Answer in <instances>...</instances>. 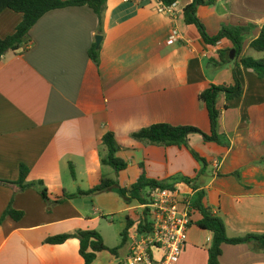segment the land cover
I'll list each match as a JSON object with an SVG mask.
<instances>
[{
  "label": "crops",
  "instance_id": "0c3cea01",
  "mask_svg": "<svg viewBox=\"0 0 264 264\" xmlns=\"http://www.w3.org/2000/svg\"><path fill=\"white\" fill-rule=\"evenodd\" d=\"M188 1L175 0L171 13H165L156 10L158 0H105L97 64L87 55L96 34L91 9L68 5L44 11L27 29L21 47L0 55V178L15 179L22 163L25 180L40 179L53 199L92 186L101 174L127 186L138 174V163L148 177L192 176L199 164L183 145L153 144L129 132L152 122L190 124L208 132L207 111L197 92L210 83H231L234 71L240 94L225 108L221 94L215 102L217 128L228 134V145L204 141L196 132L187 135V143L208 162L196 183L226 234L263 232L264 80L237 59L218 68L206 61L230 43L225 38L204 43L194 25L182 19L180 10ZM196 14L208 34L221 22L254 24L241 53L264 54V48L248 47L264 25V0H214L198 5ZM19 19V12L0 9V37L11 33ZM171 27L178 37L166 43ZM106 130L119 146L116 155L126 161L116 173L99 162L104 152L100 136ZM185 191L188 196L192 190ZM8 202L21 216L0 220V264H82L75 237L42 242L74 228H94L106 246H117L114 253L97 251L89 264H113L127 250L119 232L138 214L135 201L124 203L111 190L65 198L47 210L33 188L0 183V215ZM198 217L191 213L176 264L206 263L211 233L195 225ZM114 219L116 237L110 228ZM152 253L158 256L160 250ZM218 262L264 264V247L221 243Z\"/></svg>",
  "mask_w": 264,
  "mask_h": 264
},
{
  "label": "trees",
  "instance_id": "16d2710c",
  "mask_svg": "<svg viewBox=\"0 0 264 264\" xmlns=\"http://www.w3.org/2000/svg\"><path fill=\"white\" fill-rule=\"evenodd\" d=\"M175 0H158L159 4L167 6ZM214 0H189L181 8V16L185 23L194 25L201 40L206 44H214L217 40L225 38L230 42L228 47L219 48L216 56L208 58V63L222 64L227 61L237 59V63L243 67L251 69L257 77L264 80V54L253 57L249 54L241 53L243 40L250 34L255 27L252 23L244 24H228L221 22L213 34H208L196 14L198 5H211ZM68 5H86L91 9L96 17V34L101 32V17L105 7V0H0V9L7 7L13 11L20 13V19L15 24L11 33L0 37V55L6 50H15L21 47L22 39L25 36L30 25L46 10L56 7ZM248 47L255 51H262L264 48V25L258 27L257 34L250 38ZM232 48L233 56L228 57L229 49ZM89 58L97 64L98 62V47L94 46V42L87 49ZM231 83L208 84L205 88L197 92V99L203 103L208 117V132H203L196 126L190 124H170L167 122H152L141 126L129 132V135L135 139L147 141L158 145H183L191 154L193 159L199 164L192 176L175 173L171 176L163 178H153L145 175L142 164L138 163L139 171L134 179L127 186L119 185L114 177L101 174L98 181L92 186L80 190L77 189L73 193H65L62 196L49 198L45 186L40 179L25 180L27 167L19 163L17 166V177L15 179H2L0 183L4 185H12L17 190L27 187L33 188L38 192L46 205V209L56 203H60L63 199L76 196L79 194H93L101 191L116 192L124 203L132 201L140 202L142 200L141 190L148 187H170L175 181H183L191 188V194L187 196L191 210L198 212L199 217L194 220L195 225L200 228L207 229L211 233L210 242L206 247V263L205 264H220L218 255L220 253L221 243H246L254 250H260L264 247V231L263 232H244L237 235H227L221 217L211 210V208L203 203V190L198 188L196 183L197 176L203 171L208 163L204 156H201L192 149L187 143V135L191 132H196L201 135L204 141H213L217 144L227 146L229 142L228 134L219 131L217 128V118L220 109L215 105L217 97L221 94L224 99L222 108L226 107V101L240 94L239 81L232 71ZM100 145L103 146L104 152L99 154L100 164L108 165L116 173L125 167L126 161L116 155V150L119 148L115 142L113 133L110 130L104 131L100 136ZM5 215H9L12 219H18L21 216L20 210H15L7 203L2 210L0 220ZM131 223L130 219L125 221L124 227L120 230V242L124 241L125 228ZM68 237H75L78 241V253L82 258V264H89L97 251L105 249L114 253L117 246H106L100 234L94 228H74L69 232H60L46 236L42 242L58 243Z\"/></svg>",
  "mask_w": 264,
  "mask_h": 264
},
{
  "label": "built area",
  "instance_id": "2783aa9c",
  "mask_svg": "<svg viewBox=\"0 0 264 264\" xmlns=\"http://www.w3.org/2000/svg\"><path fill=\"white\" fill-rule=\"evenodd\" d=\"M171 4H158L156 10L171 13ZM177 37V29L171 27L165 42L171 43ZM211 162L215 167L217 160ZM185 190L191 191L187 183L175 181L170 187L140 191L142 200L135 206L137 217L125 228L126 254L116 257L113 264H176L190 222L191 207ZM154 249L160 250L158 256L153 255Z\"/></svg>",
  "mask_w": 264,
  "mask_h": 264
},
{
  "label": "rangeland",
  "instance_id": "374dc122",
  "mask_svg": "<svg viewBox=\"0 0 264 264\" xmlns=\"http://www.w3.org/2000/svg\"><path fill=\"white\" fill-rule=\"evenodd\" d=\"M230 43V42H229ZM216 56V55H215ZM208 58H210V57H208ZM208 58H206V61L208 62ZM215 58V57H214ZM233 60H230V61H227V62H232ZM227 62H225V63H222V64H212L211 63V61H210V65L212 66V67H216V68H218V67H221L222 65H224V64H226ZM195 136H197V134H195ZM104 218V217H103ZM105 218H107V216H105ZM111 223H113L114 225L113 226H111L110 228H111V231H112V235L114 236V237H116V236H118V232L116 231V229H115V224L117 223V221L114 219V220H112V221H110Z\"/></svg>",
  "mask_w": 264,
  "mask_h": 264
},
{
  "label": "water",
  "instance_id": "95a60500",
  "mask_svg": "<svg viewBox=\"0 0 264 264\" xmlns=\"http://www.w3.org/2000/svg\"><path fill=\"white\" fill-rule=\"evenodd\" d=\"M100 37H101L100 34H94L93 39H94V46L95 47H97L99 40H100ZM232 56H233V50H232V48H230L229 52H228V57L232 58Z\"/></svg>",
  "mask_w": 264,
  "mask_h": 264
}]
</instances>
